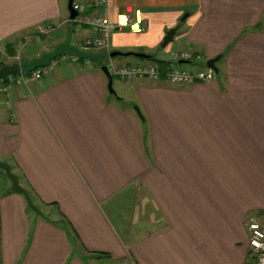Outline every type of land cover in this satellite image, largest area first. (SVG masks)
<instances>
[{"label": "crops", "instance_id": "crops-1", "mask_svg": "<svg viewBox=\"0 0 264 264\" xmlns=\"http://www.w3.org/2000/svg\"><path fill=\"white\" fill-rule=\"evenodd\" d=\"M96 1L74 0L87 10ZM105 1L112 22L137 9L146 23L113 33L110 53L92 52L108 66L142 60L111 53H144L165 72L187 50L204 61L182 65L220 56L219 72L182 87L114 77L113 94L101 65L79 59L23 87L0 81V160L42 212L0 169V264H253L246 222H264V0ZM68 4L0 0V51L38 43L26 62L70 27L72 44L90 37ZM46 24L55 30L39 37Z\"/></svg>", "mask_w": 264, "mask_h": 264}, {"label": "built area", "instance_id": "built-area-1", "mask_svg": "<svg viewBox=\"0 0 264 264\" xmlns=\"http://www.w3.org/2000/svg\"><path fill=\"white\" fill-rule=\"evenodd\" d=\"M106 5L105 0L96 1L93 10H87V5L73 2V8L78 12V16L71 21L76 30H82L87 27L91 30V36L79 40L73 45L78 49L86 52H103L110 53V40L116 31L123 30L125 28L130 29L133 33H141L146 28V23L142 20L141 11L137 9H129L125 13L119 14L116 17V21L112 22L106 14L101 12L100 7ZM55 26L52 24L43 25L39 29V37H45L53 33ZM5 57L8 60H12L10 56L5 52ZM172 64H170L165 72H162L160 68L150 60H140L137 63L129 65H121L116 68L108 66L111 74L114 77L119 78L123 82H135L139 79H149L151 82H157L161 78H166L171 84L182 87L184 85L192 83H205L211 82L216 78V72L207 67V62L203 68L190 69L186 66L177 65V62L184 61H204L202 56H197L194 59L192 51H173ZM17 62H20L17 57ZM79 57L74 54L64 53L53 59L46 67L36 69L29 75L10 76L5 84L10 83L17 87H23L31 82L40 81L46 76H51L55 73L59 65L63 63H71L76 65ZM174 63V64H173ZM3 86L2 91H6L7 88ZM249 234H250V246L254 252L259 254L257 264H264V222H260L257 215H251L246 222Z\"/></svg>", "mask_w": 264, "mask_h": 264}, {"label": "water", "instance_id": "water-1", "mask_svg": "<svg viewBox=\"0 0 264 264\" xmlns=\"http://www.w3.org/2000/svg\"><path fill=\"white\" fill-rule=\"evenodd\" d=\"M73 2L74 0H69V13H70V20L73 21L77 16L78 12L74 10L73 8ZM178 29H172L169 32H167L166 36L164 37L163 43L161 45L162 48H166L172 41L175 35L177 34ZM73 28H69V32L67 35V39L65 42L59 44L52 50L51 52H46L40 57H36L30 61L26 62H13L6 64L2 67H0V81L7 82L8 78L10 76H18V75H29L31 72L35 71L36 69L46 67L53 59L58 57L62 53H69L74 54L80 58H85L87 60H90L94 63H97L101 65V69L104 72V74L107 76L109 81V89L111 93L115 94L114 88H113V82L114 78L111 74V71L108 66L102 65V59L103 56L100 54H94L89 53L86 51H82L75 47L72 44L71 36H72ZM111 57H117V56H134L138 59H145L148 60L151 58V56L144 54V53H122V52H114L111 53ZM221 57H216L214 59H210L207 61V67L212 68L216 73L219 72L217 68V63L220 61ZM180 64H184V61H180ZM134 110L138 113L139 117L144 121L145 118L142 115L139 107H134ZM0 169L3 170L7 176V178L12 183V191L22 194L25 196L26 201L28 203V206L32 211H34L37 215H42L41 210L33 203L32 197L30 193L21 186L18 176L12 171L11 166L4 161L0 160Z\"/></svg>", "mask_w": 264, "mask_h": 264}, {"label": "rangeland", "instance_id": "rangeland-1", "mask_svg": "<svg viewBox=\"0 0 264 264\" xmlns=\"http://www.w3.org/2000/svg\"><path fill=\"white\" fill-rule=\"evenodd\" d=\"M46 37V36H45ZM40 44V43H39ZM36 45H38V43H36V44H33V45H31L30 47H28V50H26V51H24L26 54H29L35 47L37 48V46ZM41 45V44H40ZM24 52H23V50L21 49V50H19L18 51V53L15 55V58H17V57H19V60H20V62H21V58L22 57H24ZM93 52V51H92ZM92 52H89V53H92ZM4 54H5V52H3V51H0V60H4L5 61V56H4ZM100 55H102L103 56V59H102V65H106V66H108V64L110 63V57H109V55H104V54H102V53H99ZM10 57H12V56H10ZM115 59H118V60H124V59H128V58H126V57H124V56H120V57H116ZM183 66H188V65H183ZM114 80H115V82L117 83V79L116 78H114ZM260 222H263L262 220H260ZM253 256H252V259H253V261H255V262H253V264H257V260H258V256H259V254L257 253V252H254L253 250H252V253H251Z\"/></svg>", "mask_w": 264, "mask_h": 264}, {"label": "trees", "instance_id": "trees-1", "mask_svg": "<svg viewBox=\"0 0 264 264\" xmlns=\"http://www.w3.org/2000/svg\"><path fill=\"white\" fill-rule=\"evenodd\" d=\"M6 48H7V49H6V50H7L6 52H7V54H8L9 56H12V57H13V56L16 55L15 50H13V48H12L10 45H7ZM62 54H64V53H62ZM79 59H80V60H85V61L87 60V59H85V58H80V57H79ZM142 60H144V59H142ZM9 63H12V62H10V61H9V62H8V61L0 62V67L4 66V65H6V64H9ZM113 78H114V76H113ZM254 262H255V261H254Z\"/></svg>", "mask_w": 264, "mask_h": 264}]
</instances>
